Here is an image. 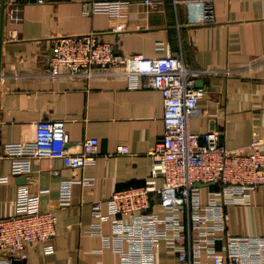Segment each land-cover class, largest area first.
I'll return each instance as SVG.
<instances>
[{"label": "crops", "instance_id": "1", "mask_svg": "<svg viewBox=\"0 0 264 264\" xmlns=\"http://www.w3.org/2000/svg\"><path fill=\"white\" fill-rule=\"evenodd\" d=\"M107 1L125 2L124 17L87 11L93 3ZM18 4L17 21L6 7L0 64V219L17 214L21 189L40 195L45 210L56 206L61 183H72L71 205L58 211L56 236L46 243L51 251L45 244H32L18 264H128L125 255L136 248L114 234V216L101 221L92 208L101 203V213L108 215L106 201L115 192L151 179L150 151L164 134V98L145 85V78L135 85L121 75L89 81L47 76L54 39L98 33L122 55L171 54L182 56L191 68L220 71L197 80L206 92L199 101L202 114L191 120L190 129L199 135L214 130L229 149H246L254 138L264 140V0H215L217 22L212 25L201 24V5L174 0H161L156 8L146 7L143 0ZM120 23L125 31L116 34ZM41 120L66 122L67 148L73 153L82 151L86 139L97 138L95 162L73 170L62 159L43 158L33 161L30 173L14 175L4 147L33 141ZM121 146L129 152L119 153ZM162 184L157 179V185ZM199 189L201 202L208 204L217 187ZM151 211L166 216L155 199ZM225 214L227 226L218 233L224 240L216 242L217 253L226 252L229 238H264V185L245 201L225 207ZM182 218L186 220V214ZM158 228L165 229L161 224ZM153 252V264H180L165 241ZM199 260L213 264L206 252Z\"/></svg>", "mask_w": 264, "mask_h": 264}, {"label": "built area", "instance_id": "2", "mask_svg": "<svg viewBox=\"0 0 264 264\" xmlns=\"http://www.w3.org/2000/svg\"><path fill=\"white\" fill-rule=\"evenodd\" d=\"M160 1L143 0V3L156 8ZM174 2L201 5V24L217 22L215 0ZM125 4L123 1L93 3L87 11L122 18ZM6 7L11 19L17 21L18 0L6 1ZM113 31L120 34L125 27L120 23ZM100 36L88 33L54 39L47 76L89 81L102 75H121L136 81L135 85L145 78L147 87L163 95L164 134L150 151L151 179L142 186L115 192L106 201L108 215L101 213V203L92 208L101 221L114 216V234L132 242L136 248L125 255L126 262L153 264L154 247L165 241L177 254L180 264H207L199 260L202 252L208 254L213 264H264V238H229L223 255L215 248L217 241L224 240L218 233L227 226L225 207L245 201L252 191L264 185L263 139L254 138L246 149H229L218 132L212 130L199 135L190 129L191 120L202 114L199 101L206 92L204 87L196 85L197 80L221 72L191 68L182 56L171 54L154 58L122 55L116 44ZM67 143L65 121L41 120L36 124L33 141L8 144L4 153L12 161L14 175L30 173L33 161L43 158L62 159L73 170L95 162L99 154L97 138L86 139L79 153L70 152ZM118 152L127 154L129 149L121 146ZM159 178L163 181L161 187L157 185ZM200 185L217 187L208 204L200 200ZM154 199L165 209V217L151 211ZM71 200L70 181L61 183L56 206L45 210L40 195L21 189L17 214L0 219V264L24 261L27 247L32 244H45L50 252L51 246L46 243L56 236L58 211L70 206ZM127 217L132 218L129 224L123 223ZM159 224L165 229H159Z\"/></svg>", "mask_w": 264, "mask_h": 264}, {"label": "water", "instance_id": "3", "mask_svg": "<svg viewBox=\"0 0 264 264\" xmlns=\"http://www.w3.org/2000/svg\"><path fill=\"white\" fill-rule=\"evenodd\" d=\"M5 13H6V0H1V6H0V64H1L2 46L4 43Z\"/></svg>", "mask_w": 264, "mask_h": 264}]
</instances>
